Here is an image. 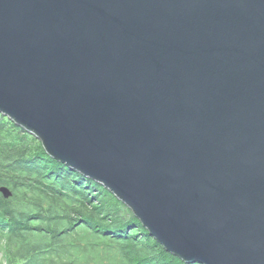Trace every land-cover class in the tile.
Instances as JSON below:
<instances>
[{"label":"water","instance_id":"water-1","mask_svg":"<svg viewBox=\"0 0 264 264\" xmlns=\"http://www.w3.org/2000/svg\"><path fill=\"white\" fill-rule=\"evenodd\" d=\"M0 112L168 251L264 264V0H0Z\"/></svg>","mask_w":264,"mask_h":264},{"label":"trees","instance_id":"trees-1","mask_svg":"<svg viewBox=\"0 0 264 264\" xmlns=\"http://www.w3.org/2000/svg\"><path fill=\"white\" fill-rule=\"evenodd\" d=\"M0 264L203 263L168 251L103 183L0 112Z\"/></svg>","mask_w":264,"mask_h":264},{"label":"bare ground","instance_id":"bare-ground-1","mask_svg":"<svg viewBox=\"0 0 264 264\" xmlns=\"http://www.w3.org/2000/svg\"><path fill=\"white\" fill-rule=\"evenodd\" d=\"M43 149V148H42ZM182 258V257H181ZM184 259V258H183ZM186 260V259H185ZM188 261H194V260H188Z\"/></svg>","mask_w":264,"mask_h":264}]
</instances>
